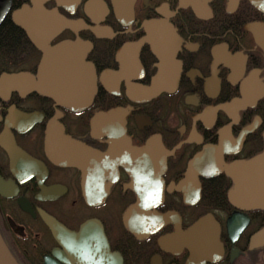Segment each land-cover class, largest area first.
<instances>
[{"label":"flooded vegetation","instance_id":"obj_1","mask_svg":"<svg viewBox=\"0 0 264 264\" xmlns=\"http://www.w3.org/2000/svg\"><path fill=\"white\" fill-rule=\"evenodd\" d=\"M66 50L92 88L26 83ZM3 74L0 236L19 264H264V192L231 202L224 169L264 150V0H0Z\"/></svg>","mask_w":264,"mask_h":264},{"label":"water","instance_id":"obj_2","mask_svg":"<svg viewBox=\"0 0 264 264\" xmlns=\"http://www.w3.org/2000/svg\"><path fill=\"white\" fill-rule=\"evenodd\" d=\"M39 3L34 2V15L42 16V8ZM35 28L41 25L36 23ZM37 43L36 37L34 38ZM71 67H73L71 69ZM5 75L0 76V89H3ZM27 84H32V88H36L42 95L60 100L65 97L71 98L72 95L66 94L67 90H89L93 87L92 70L81 62H76L68 51L65 53H49L45 52L38 66L36 77H26ZM27 87V85H26ZM63 89H66L64 91ZM62 91H64L62 93ZM157 91L155 79H153L147 94L154 95ZM264 139V131H263ZM226 173L232 178L234 186L229 191V199L238 201L240 196L253 195L254 193L264 192V150L249 161L235 162L224 167ZM252 189V190H251ZM247 198H244L246 200ZM252 199V198H249ZM200 226L198 223L194 230ZM53 235L58 241L65 236L69 240L77 238L76 233H68L61 225L51 224ZM0 264H16L0 237Z\"/></svg>","mask_w":264,"mask_h":264},{"label":"bare ground","instance_id":"obj_3","mask_svg":"<svg viewBox=\"0 0 264 264\" xmlns=\"http://www.w3.org/2000/svg\"><path fill=\"white\" fill-rule=\"evenodd\" d=\"M45 29L46 28H41V32H45ZM78 51H80V46H78L77 47V52ZM73 67H71V69H72ZM72 99H73V96H72ZM67 100V99H66ZM74 100V99H73ZM237 101L240 103L242 100H240V99H237ZM71 102H74V101H71ZM70 102V103H71ZM234 102H236V101H234ZM264 131V130H263ZM231 202H233V203H235V201H233V200H231V199H229ZM43 220L45 221V223H47L48 225H49V227H51V224H55V225H57L58 224V222L53 218V217H50V216H44L43 215ZM1 240H2V238H1ZM2 242H3V244H4V246L6 247V249H7V251L9 252V254L11 255V257H12V259H13V261L16 263V264H19V262L16 260V258L11 254V252L9 251V249L7 248V246L5 245V243H4V241L2 240Z\"/></svg>","mask_w":264,"mask_h":264},{"label":"trees","instance_id":"obj_4","mask_svg":"<svg viewBox=\"0 0 264 264\" xmlns=\"http://www.w3.org/2000/svg\"><path fill=\"white\" fill-rule=\"evenodd\" d=\"M216 196H218V197H219V194H216Z\"/></svg>","mask_w":264,"mask_h":264},{"label":"rangeland","instance_id":"obj_5","mask_svg":"<svg viewBox=\"0 0 264 264\" xmlns=\"http://www.w3.org/2000/svg\"><path fill=\"white\" fill-rule=\"evenodd\" d=\"M1 237V236H0Z\"/></svg>","mask_w":264,"mask_h":264}]
</instances>
